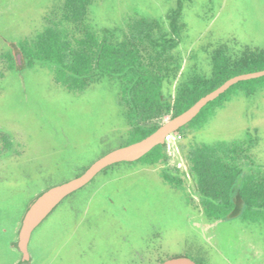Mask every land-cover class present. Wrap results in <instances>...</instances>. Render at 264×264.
<instances>
[{
	"label": "rangeland",
	"instance_id": "374dc122",
	"mask_svg": "<svg viewBox=\"0 0 264 264\" xmlns=\"http://www.w3.org/2000/svg\"><path fill=\"white\" fill-rule=\"evenodd\" d=\"M181 1L185 22L177 47L182 62L181 75L191 70L209 74L211 51L220 43L227 44L230 51L237 54L244 47H264V0ZM58 2L0 0V53L8 49L7 40L15 41L41 30L44 16L49 15ZM175 4L176 0H97L91 8V20L98 27H112L133 13L164 17ZM0 71L3 72L0 133H7L13 143L7 152L0 153V264H9L14 251L7 242L14 236L25 198L42 190L53 171L58 173L57 170L74 162H89L97 147L116 146L120 141L118 135L127 129V123L116 102L115 87L107 79L82 92H71L54 81L47 67L37 63L10 70L0 60ZM261 83H256L259 86L252 93L239 92L224 102L203 128L188 136L189 140L192 136L205 143L238 140L256 129L258 143L252 154L256 163L264 165V83ZM165 90L172 92L173 85H166ZM186 140L179 138L169 142L171 166L186 168L177 146ZM2 146L0 139V148ZM160 168L158 165L137 166L108 175L130 176V181L112 182L104 192L110 194L116 188L126 197L141 198L133 199L130 205V215L134 217L131 219L137 226L125 227L123 232L111 229L112 226L106 229L120 235L112 240L115 257L111 264H124L127 242L137 247L143 243L142 234H152L153 244L161 248L160 255L187 254L202 264H264L263 225L206 219L192 192L191 181H187L184 189H170L159 180ZM60 172L66 173L64 169ZM137 181L140 183H134ZM53 214L51 221H44L34 231L33 252L58 242L56 234L62 213ZM141 214L145 217L143 221ZM152 220L157 225H153ZM103 235L97 236L95 242L102 244ZM111 239L110 234L108 240ZM71 241L73 243L63 249L73 256L67 264H109L104 262L105 257L92 262L87 261L88 258H76L72 250L76 242ZM59 253L61 247L49 261L61 264L55 261Z\"/></svg>",
	"mask_w": 264,
	"mask_h": 264
},
{
	"label": "trees",
	"instance_id": "16d2710c",
	"mask_svg": "<svg viewBox=\"0 0 264 264\" xmlns=\"http://www.w3.org/2000/svg\"><path fill=\"white\" fill-rule=\"evenodd\" d=\"M96 1L59 0L44 16L41 30L15 41L7 40L8 49L0 53L5 68L20 69L37 63L47 67L54 81L71 92H82L107 79L115 87L116 102L125 116L127 129L118 135L120 141L116 146L97 147L89 162H74L57 170L58 173L53 171L43 189L80 175L108 151L144 138L230 77L264 69V47H244L237 54L220 43L211 51L209 74L191 70L181 75L182 62L177 51L185 29L181 0H176L164 17L133 13L112 27H98L91 20V8ZM260 81L264 83V75L237 81L173 132L180 139H187L177 145L185 169L170 165L166 142L156 144L135 161L105 167L63 201L72 200V209L78 208L82 201L77 200L78 195L88 190L97 177H107L121 169L125 172L137 166L158 165L163 182L175 189H184L191 181L192 192L206 219L264 226V165L256 163L252 154L258 143L257 130L248 131L243 139L213 143L188 137L203 128L224 102L239 92L252 93ZM168 84L173 85V91L167 93ZM0 139V153H5L11 148L12 139L4 132ZM63 169L64 174L60 172ZM38 192L29 195L28 202ZM262 233L264 241V229ZM177 255L190 257L166 255L145 264H158Z\"/></svg>",
	"mask_w": 264,
	"mask_h": 264
},
{
	"label": "flooded vegetation",
	"instance_id": "af4514ba",
	"mask_svg": "<svg viewBox=\"0 0 264 264\" xmlns=\"http://www.w3.org/2000/svg\"><path fill=\"white\" fill-rule=\"evenodd\" d=\"M127 180L130 181V176L97 177L96 180L89 185L88 190L78 195L79 198H77V200H82L81 202L79 201L81 203V206L75 209H72V200H62L63 202H60L37 226L39 227L44 221H51V219L55 217V214L53 213H57L58 211L61 212L62 214L59 217V224L57 227L60 228V230L59 232L57 231L56 234L59 236L58 242L53 243L51 246H42L40 247L38 252H33L32 245L35 238L34 236L36 232L35 230L37 229L36 227L31 234V238L28 244L30 259L28 262L21 264H54L55 262L51 263L49 259L54 256L53 253L59 247H61V253H59L55 261L61 264H67L66 261L68 259L70 260L73 256H71L72 253L65 252V254L63 249L68 248L67 246H69L70 242L73 243L71 240L76 242L72 247V250L75 251V256H77L76 258H88L87 261L92 262L95 258L100 260L101 258L105 257L104 262L111 264V261L114 260L115 257V252L113 253L111 246L112 240H115L116 237H119L120 235H117L113 230L112 234V232H109L106 229H109V227L112 226L111 229L117 228L121 229V232H123L125 227L129 228L130 226H137L131 219L134 217L133 215H130V205L133 199L141 200V198L137 196L126 197L125 193L123 195L122 192L116 191V188H114L115 191L110 192V194L104 192L103 189L107 188V185L112 182L123 183ZM159 180L162 185L170 189H174V187H171L170 185L164 183L160 176ZM134 183L140 182L137 181ZM101 189L103 191H101ZM119 195H122L124 197L120 198ZM27 202L28 196L25 198L21 215L27 206ZM144 218V214H141L140 220L143 221ZM19 220L20 219H18V222ZM152 224L157 225V222L152 220ZM17 225L14 229V236L7 242L8 246H10V243L16 239ZM139 225H141V223ZM99 232L101 234H99ZM102 234L105 235H103L105 237V241L102 242V244L95 242L97 240L96 237H100ZM110 234L112 235V239L109 241L108 239L110 237ZM142 237L143 243H140L137 247H134L132 246V244H130V242H127V246L125 247V249L128 255L124 264H145L147 261L154 262L158 258L166 256V254H159L161 248L159 249L158 245L153 244L152 240H154L155 238H153L152 234H150L149 236H147V234H142V236H140V241ZM10 248L14 251V254H12L13 256L12 258H10L9 264H17L21 259L22 252L12 248L11 246ZM90 255L92 256L90 257Z\"/></svg>",
	"mask_w": 264,
	"mask_h": 264
},
{
	"label": "water",
	"instance_id": "95a60500",
	"mask_svg": "<svg viewBox=\"0 0 264 264\" xmlns=\"http://www.w3.org/2000/svg\"><path fill=\"white\" fill-rule=\"evenodd\" d=\"M262 75H264V69L241 73L230 77L220 86L199 98L189 108L166 120L155 131L144 138L108 151L106 154L92 161L80 175L61 184L49 186L35 194L27 203L20 217L16 229V239L10 243L12 248L22 252L21 259L17 264L29 261L30 254L28 252V244L33 230L65 197L88 184L105 167L117 162L135 161L156 144H163L167 134L176 131L182 125L190 121L206 103L215 99L232 84L239 80L255 78ZM158 264L198 263L186 255H177L166 258Z\"/></svg>",
	"mask_w": 264,
	"mask_h": 264
},
{
	"label": "built area",
	"instance_id": "2783aa9c",
	"mask_svg": "<svg viewBox=\"0 0 264 264\" xmlns=\"http://www.w3.org/2000/svg\"><path fill=\"white\" fill-rule=\"evenodd\" d=\"M179 136L175 135L173 132L172 133H169L165 136V142L167 143V146L169 144L170 141L172 140H175V139H178Z\"/></svg>",
	"mask_w": 264,
	"mask_h": 264
}]
</instances>
